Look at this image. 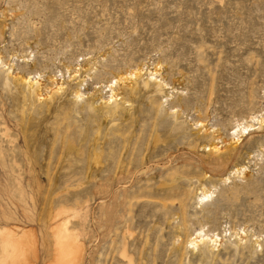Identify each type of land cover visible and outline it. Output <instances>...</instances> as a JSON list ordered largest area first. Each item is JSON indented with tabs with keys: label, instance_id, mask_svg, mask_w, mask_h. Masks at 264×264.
Returning <instances> with one entry per match:
<instances>
[{
	"label": "rangeland",
	"instance_id": "374dc122",
	"mask_svg": "<svg viewBox=\"0 0 264 264\" xmlns=\"http://www.w3.org/2000/svg\"><path fill=\"white\" fill-rule=\"evenodd\" d=\"M15 228L18 264L64 229L75 264H264V0H0Z\"/></svg>",
	"mask_w": 264,
	"mask_h": 264
},
{
	"label": "bare ground",
	"instance_id": "6f19581e",
	"mask_svg": "<svg viewBox=\"0 0 264 264\" xmlns=\"http://www.w3.org/2000/svg\"><path fill=\"white\" fill-rule=\"evenodd\" d=\"M140 72H135L134 74H129V76H136ZM127 78V77H126ZM128 79V78H127ZM27 84L30 92L34 93L37 84L33 81V78L21 79ZM116 84V82H114ZM53 90L60 91L62 89L61 85L51 83ZM112 85H109V89L112 93ZM42 91V90H41ZM80 96H76L79 98ZM112 98V96H111ZM238 171L235 170V174ZM229 178H225L227 181ZM209 194V193H207ZM207 194H202V199L207 197ZM19 229H3L0 231V237L2 238L1 244L4 252V258L6 261L18 264L19 262L25 263L27 261V256L35 255V241H33L32 235H28L27 232H22L21 235H17ZM64 229L57 231L54 234V248H53V261L51 264H75L80 261V250L77 247L76 242L73 241V237H70L69 233ZM30 234V233H29ZM197 237V238H196ZM195 239L192 240L191 244L196 243V241L201 242L202 237L197 235Z\"/></svg>",
	"mask_w": 264,
	"mask_h": 264
}]
</instances>
